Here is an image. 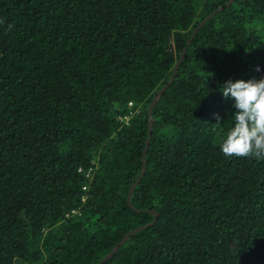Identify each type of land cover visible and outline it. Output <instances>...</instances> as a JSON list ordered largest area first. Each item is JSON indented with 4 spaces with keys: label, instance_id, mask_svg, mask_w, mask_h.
Listing matches in <instances>:
<instances>
[{
    "label": "trees",
    "instance_id": "obj_1",
    "mask_svg": "<svg viewBox=\"0 0 264 264\" xmlns=\"http://www.w3.org/2000/svg\"><path fill=\"white\" fill-rule=\"evenodd\" d=\"M230 1L0 0V264H100L143 226L103 264H264V160L219 147L264 0Z\"/></svg>",
    "mask_w": 264,
    "mask_h": 264
},
{
    "label": "clouds",
    "instance_id": "obj_2",
    "mask_svg": "<svg viewBox=\"0 0 264 264\" xmlns=\"http://www.w3.org/2000/svg\"><path fill=\"white\" fill-rule=\"evenodd\" d=\"M220 91L234 101L235 109L232 125L219 145L222 154L229 159L264 160V78L225 81ZM215 117L220 124L219 114Z\"/></svg>",
    "mask_w": 264,
    "mask_h": 264
},
{
    "label": "water",
    "instance_id": "obj_3",
    "mask_svg": "<svg viewBox=\"0 0 264 264\" xmlns=\"http://www.w3.org/2000/svg\"><path fill=\"white\" fill-rule=\"evenodd\" d=\"M233 1H234V0H231V1L227 4V6H230L231 3H232ZM221 10H222V9H221ZM216 13H217V12L213 13L212 15H210V16L207 18V20L210 19L212 16H214ZM205 22H206V20L203 21V22L199 25V27L194 31V34H193L191 40L189 41L188 46H189L190 43L193 41L194 37H195L196 34L199 32V30L201 29V27L204 25ZM186 51H187V48L185 49V51H184V53H183V56H182V58H181L179 64L176 66V69H175V71H174L173 77H172L171 81L169 82V84H167L162 90H160V92L158 93V95L155 97L154 102H153V104H152V106H151V109H150V121H152V114H151V112H152L153 108L155 107L156 102H157L159 96L163 95L164 92L168 89V87H169L171 84H173V82H174V80H175V77H176V75H177V72H178V70H179L180 63L183 61V59H184V55H185V52H186ZM149 135H150V136H149V139H148V142H147V147H146V149H145L144 156H143V162H144V173L146 172L145 160H146V157H147L148 148H149L150 141H151V136H152V126H151V124H150V128H149ZM133 190H134V188H132V190H131V192H130V194H129V197H128V203H129V204H131V197H132V194H133ZM156 216H158V215H156ZM155 221H156V219L154 220V222H153L151 225H153V224L155 223ZM146 227H147V226H143V227H141V228H139V229H137V230H135V231H133V232H130L128 235H126L125 238H124L121 242H119V243L116 245V247L114 248V251H113L112 253L108 254V255L102 260V262H101L100 264H103V263H105L108 259H110V258H111V257H112V256H113V255H114V254H115L120 248H121V246L124 244V242H125V241H126L131 235H133L134 233H136V232H138V231H141V230L145 229Z\"/></svg>",
    "mask_w": 264,
    "mask_h": 264
},
{
    "label": "built area",
    "instance_id": "obj_4",
    "mask_svg": "<svg viewBox=\"0 0 264 264\" xmlns=\"http://www.w3.org/2000/svg\"><path fill=\"white\" fill-rule=\"evenodd\" d=\"M82 171V170H81ZM87 176H89V174H87Z\"/></svg>",
    "mask_w": 264,
    "mask_h": 264
}]
</instances>
